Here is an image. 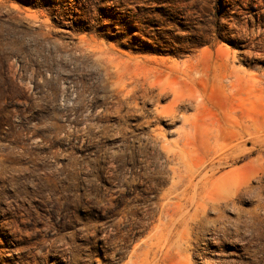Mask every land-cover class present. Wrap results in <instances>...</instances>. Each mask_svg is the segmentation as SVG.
<instances>
[{"label":"rangeland","instance_id":"1","mask_svg":"<svg viewBox=\"0 0 264 264\" xmlns=\"http://www.w3.org/2000/svg\"><path fill=\"white\" fill-rule=\"evenodd\" d=\"M0 264H264V0H0Z\"/></svg>","mask_w":264,"mask_h":264},{"label":"bare ground","instance_id":"2","mask_svg":"<svg viewBox=\"0 0 264 264\" xmlns=\"http://www.w3.org/2000/svg\"><path fill=\"white\" fill-rule=\"evenodd\" d=\"M181 140L182 147H178L177 149L170 148V152L172 153V160L174 161V165L171 167L172 177L176 179L177 182L181 184V186H189L192 183V174L193 170H191V165H186L187 160L186 156L189 154V150L187 149L186 137H179ZM210 136L205 135L201 140L202 144L205 145V148L209 150L211 148L210 145ZM175 186V184H174ZM173 188L168 190L169 193L173 192Z\"/></svg>","mask_w":264,"mask_h":264}]
</instances>
